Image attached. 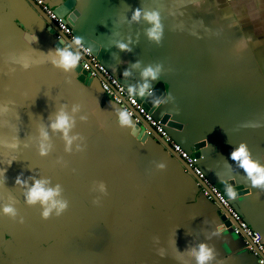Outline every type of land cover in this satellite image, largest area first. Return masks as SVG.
<instances>
[{"label":"crops","instance_id":"1","mask_svg":"<svg viewBox=\"0 0 264 264\" xmlns=\"http://www.w3.org/2000/svg\"><path fill=\"white\" fill-rule=\"evenodd\" d=\"M137 7L160 9L159 43L146 35L145 21H131ZM76 9V26L98 44L110 70L130 68L142 82L144 67L161 66L152 83L165 81L171 98L154 116L167 115V130L193 155L214 147L198 164L213 182H222L219 173L247 189L238 198L241 214L264 236V188L231 159L246 143L264 164V0H77ZM117 41H130L132 50L121 51ZM57 42L35 0H0V105L7 106L0 112V167L7 168L0 203L18 210L15 218L0 214V264H195L190 250L204 240L224 264H260L171 144L148 130L144 138L134 135L131 117L121 126V106L106 97L99 77L82 80L78 67L53 65L48 53L65 47ZM136 61L140 67L132 68ZM62 108L73 120L71 145L50 127ZM42 131L50 145L45 155ZM21 174L29 185L59 184L68 209L42 218L39 205L24 201ZM215 224L226 231L212 236Z\"/></svg>","mask_w":264,"mask_h":264},{"label":"clouds","instance_id":"2","mask_svg":"<svg viewBox=\"0 0 264 264\" xmlns=\"http://www.w3.org/2000/svg\"><path fill=\"white\" fill-rule=\"evenodd\" d=\"M131 21L139 23L140 21H145L149 27L146 29V35L150 40L159 43L163 37L164 26L162 23V15L159 8L146 9L143 7H137L132 9V14L130 17ZM28 35L31 37V41L35 42L37 37L35 33L30 32ZM63 39L62 37H60ZM79 49H83V52L87 53L91 50L88 49L79 36H74L73 41ZM130 41L125 43L123 41H117L115 46L121 51H131ZM48 55H51V60L54 66L63 69L64 71L75 70L80 64L82 52L73 51L70 46L57 47L53 51H50ZM24 68L30 67V64L26 61L22 62ZM140 62L136 61L132 64V68H139ZM161 66L148 65L141 70V83L130 84L127 86V94L131 97L140 98H151L150 102L155 108L163 107L171 95L167 92L156 95L155 88L153 86V81L160 79ZM122 75L127 78L132 75L131 69L127 68L124 70ZM107 90V88L105 89ZM117 103L119 100L117 99ZM7 111L6 105H0V112ZM75 111V109H74ZM117 121L121 126H126L131 123L130 113L126 108H118L116 110ZM73 126V120L70 115L62 108L57 112L55 119L51 121L50 127L55 131H60L63 133L64 139L67 141L68 145H71L74 137L69 136V131ZM43 140L40 144L41 155L47 154L50 145L44 143L48 139L47 131H42L41 133ZM8 147H17L16 143H11L4 141L2 142ZM232 161L238 162L239 167L244 170L248 180L255 187L264 188V164L256 161L252 158L248 146L246 143H241L238 147H234L231 152ZM15 161V157L6 161L7 165H11ZM158 168L163 169L166 165L161 162L157 165ZM7 168L0 167V180L5 178V173ZM218 179H221L225 184V192L228 197L236 198L238 193L235 190L233 184L229 182V178L221 176L216 173ZM16 183L25 186L26 190L24 192V201L29 206L39 205L41 209V216L44 219H48L55 212L56 216L62 215L69 207V201L61 196V186L57 184L56 186H51L48 179H34L29 185L28 181L23 179L22 174L16 177ZM98 189L101 192H107V186L103 181L98 183ZM0 214L17 217L18 210L14 206V203H0ZM21 223H23V218H21ZM226 231V227L223 224H215L212 228L211 235L219 236ZM191 254L195 259V264H212L216 261V264H224L223 258H217V252L213 245H210L207 240L199 242L193 248H191Z\"/></svg>","mask_w":264,"mask_h":264},{"label":"built area","instance_id":"3","mask_svg":"<svg viewBox=\"0 0 264 264\" xmlns=\"http://www.w3.org/2000/svg\"><path fill=\"white\" fill-rule=\"evenodd\" d=\"M35 1L71 42L74 36H78L70 22L56 12L51 0ZM60 37L63 36L58 33V39H61ZM83 44L91 51L85 53L83 49H79L74 45L82 52L80 61L83 69L87 71V75L89 77H99L102 88L108 97L116 103L118 99L119 103L117 104L122 108H126L134 121H140V117L145 118L154 127L155 131L171 144L172 148L193 168L198 178L199 189L207 197L218 201L228 211V218L231 222L232 230L237 234L247 237L248 248L257 256L258 262L264 264V236L262 233L254 229L248 220L235 209L230 198L226 197L225 193L210 179L200 164H198V158L174 140L162 120L156 118L139 97H131L127 94L128 85L123 82L121 75L106 67L98 55L93 52L92 48L84 41ZM106 88L107 90H105Z\"/></svg>","mask_w":264,"mask_h":264},{"label":"water","instance_id":"4","mask_svg":"<svg viewBox=\"0 0 264 264\" xmlns=\"http://www.w3.org/2000/svg\"><path fill=\"white\" fill-rule=\"evenodd\" d=\"M51 1H52L53 5L55 6L56 12L60 16H62L63 18H65L66 20H68L70 22V24L74 28L76 34L78 36H80L82 38V40L88 46H90L92 48L93 52L96 53L100 59H102L101 56H99V54H98V52H99L98 44L91 39V35L86 34L85 32L78 29V27L75 24V20L77 18V15L79 14V10L76 9L77 0H51ZM40 8H41V6H40ZM49 21H50V23H52L53 32L55 31L56 34L59 33L63 36L62 37L63 39H58L57 45H59V46H61V45L70 46L72 50L79 51V49L73 43H71V40L62 33V31L58 28L56 23H54L50 18H49ZM81 58H82V56H81ZM77 70L80 73V79H82V80L88 79L89 76L87 75V71L85 69H83L82 63H80ZM121 77H122L123 82L126 83L127 85H130V84L134 85L137 83H141L140 81H137L134 77L129 76V77L125 78L123 75H121ZM153 86L156 90V92H155L156 95H159L161 93L166 92V82L163 80H159ZM106 97H108L107 94H106ZM139 99L143 101L144 105L152 113L157 109V108L153 107V105L151 104V102H150L151 98H140L139 97ZM167 118H168L167 115H165L163 117V119H161L164 124H166ZM146 130L154 133L155 135H158V137L161 136L158 132L155 131L154 127L149 122H147L145 120V118L140 117V121L134 122L133 127H132V133L134 135L138 136L139 138H144L146 136ZM212 149H214V147L213 148L207 147V149H203L202 151L197 150L194 155L199 158L201 156V154L206 155ZM216 184L225 193L226 197H228L227 193L225 192L224 182L216 183ZM233 186H234L235 190L237 191L238 195L234 199L231 197H228V198H230V201H231L232 205L235 207V209H237L238 212L241 213V209H240L239 203H238V198H239V195L246 193L247 189H244V187L241 185H233ZM221 207H222L221 211L223 212L222 217H223V219H227L228 218V211L226 209H224L223 206H221Z\"/></svg>","mask_w":264,"mask_h":264}]
</instances>
